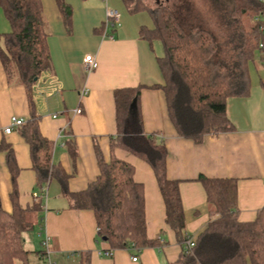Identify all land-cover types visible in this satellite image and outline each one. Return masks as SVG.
Listing matches in <instances>:
<instances>
[{"label":"trees","instance_id":"trees-1","mask_svg":"<svg viewBox=\"0 0 264 264\" xmlns=\"http://www.w3.org/2000/svg\"><path fill=\"white\" fill-rule=\"evenodd\" d=\"M64 28L71 32L72 8L65 0H54ZM129 14L146 12L152 27L140 28L150 45L158 42L162 55L156 58L164 84L162 91L168 119L176 134L195 144L204 136L233 130L226 115L229 98L250 94V66L264 44V1L262 0H121ZM0 9L10 31L0 34V62L9 82L29 93L35 79L50 69L46 21L40 0H0ZM142 87L117 89L113 93L117 133L110 138V159L106 162L97 146L94 154L99 174L83 191L68 190V176L52 162L53 143L40 131L33 103L30 118L18 129L28 146L36 189L43 194L55 180L69 208L89 210L96 224V241L110 250L137 253L154 247L158 240L146 235L143 191L133 179L134 169L113 156L121 149L145 162L153 171L165 208V224L175 234L182 252L173 264H264V206L250 223L238 221L237 185L234 179L199 176L206 194L210 219L192 248L185 242V218L179 183L166 176L167 150L155 135L143 133L139 111ZM135 100V107L131 104ZM0 153L10 175L11 213L0 208V264H27L22 234L28 228L27 213L39 211L42 198H35L31 210L18 204L16 165L12 148L2 143ZM72 160L75 146L69 148ZM105 239V241L103 240ZM44 259V250L39 252ZM76 264H90V252H75Z\"/></svg>","mask_w":264,"mask_h":264},{"label":"crops","instance_id":"crops-1","mask_svg":"<svg viewBox=\"0 0 264 264\" xmlns=\"http://www.w3.org/2000/svg\"><path fill=\"white\" fill-rule=\"evenodd\" d=\"M40 1L46 21L50 69L40 75L28 93L22 85L7 80L0 62V144L12 148L19 168V206L31 210L33 194L39 191L28 146L18 129L4 133L12 117L28 121L31 100L39 118L41 135L53 143L52 162L68 176L69 192L76 193L85 190L99 174L94 145L97 144L106 162L110 159L109 140L117 133L114 91L140 86L143 133L155 135L166 147V176L179 183L186 235L196 241L210 219L199 176L236 180L238 221H254L264 206V67L261 52L250 66L249 96L226 101V115L233 130L206 135L201 144H195L176 134L168 119L162 91L152 88L164 84L156 62L162 49L158 42L150 45L140 36L141 27H152V23L139 21L138 15L144 12L129 14L121 0H65L72 8V27L67 33L55 1ZM117 7L122 8L124 14ZM108 9L117 11L120 18L113 28L105 30ZM9 31L10 26L0 9V34ZM88 54L98 63L91 73L83 69V59ZM77 109L81 110L80 114H75ZM72 144L76 150L74 160L69 155ZM113 156L133 167V179L143 191L146 235L149 240H158V244L137 253L120 249L105 256L104 252L110 248L96 241L93 213L70 209L68 199L61 194L55 180L49 181L38 211L42 214L41 237L49 239L50 252L65 260H71L75 252H90V264H173L182 246L165 224V208L153 171L145 162L121 149H115ZM10 190L5 155L0 153V208L5 213L12 211ZM132 256H137V262H131Z\"/></svg>","mask_w":264,"mask_h":264},{"label":"rangeland","instance_id":"rangeland-1","mask_svg":"<svg viewBox=\"0 0 264 264\" xmlns=\"http://www.w3.org/2000/svg\"><path fill=\"white\" fill-rule=\"evenodd\" d=\"M145 1L151 6L157 2V0ZM109 5L113 7L112 4ZM117 9H119L121 14H124L122 8L117 7ZM138 16L139 21H141V23L145 22L151 24L149 16L146 12L140 13V15ZM144 25L148 26L147 24ZM156 44L157 43H155V46L158 48L159 45ZM26 217L28 219L29 224L27 230L22 234V239L24 240L23 249L28 252L27 264H47V260L45 258L40 259L38 255L39 252L43 250L42 242L44 240L40 235L42 214L38 211H34L27 213ZM50 261L54 264H74L76 262L75 258H72L71 260H65L59 255L53 254L52 252H50ZM15 264L20 263L16 262Z\"/></svg>","mask_w":264,"mask_h":264},{"label":"built area","instance_id":"built-area-1","mask_svg":"<svg viewBox=\"0 0 264 264\" xmlns=\"http://www.w3.org/2000/svg\"><path fill=\"white\" fill-rule=\"evenodd\" d=\"M264 1V0H262ZM119 13L115 10H111V9H108L106 10V22H105V30L109 27L113 28L119 21ZM260 49H261V62H262V65L264 67V44H260L259 45ZM98 67V63L96 61V58L93 56V55H86L83 59V69L85 70L86 73H91L93 71H95ZM58 89H56L57 91ZM81 113V110L80 109H77L75 110V114H80ZM24 123V121L20 118H15V117H12L10 119V123L7 127L4 128V133L5 134H10L11 132L14 131V129H17L19 128L22 124ZM44 193H45V189H43ZM38 194V193H34L33 194V197L34 198H42L44 199L45 198V194ZM195 244V240L191 237H188L187 236V240L185 242V247L187 249H190L194 246ZM42 245H43V250H44V258L47 260V264H54L50 261V251H49V239L48 238H45L42 242ZM104 255L105 256H110L111 255V251H106L104 252ZM138 258L137 256H132L131 257V262H137Z\"/></svg>","mask_w":264,"mask_h":264},{"label":"water","instance_id":"water-1","mask_svg":"<svg viewBox=\"0 0 264 264\" xmlns=\"http://www.w3.org/2000/svg\"><path fill=\"white\" fill-rule=\"evenodd\" d=\"M36 80L37 79H35V82H36ZM133 107H135V100L132 102V104H131V109L133 108ZM104 241H105V239H103Z\"/></svg>","mask_w":264,"mask_h":264}]
</instances>
